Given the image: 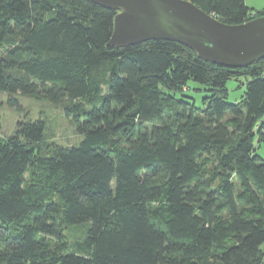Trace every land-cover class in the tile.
<instances>
[{
	"label": "trees",
	"instance_id": "trees-1",
	"mask_svg": "<svg viewBox=\"0 0 264 264\" xmlns=\"http://www.w3.org/2000/svg\"><path fill=\"white\" fill-rule=\"evenodd\" d=\"M186 1L228 25L264 16L245 0ZM115 14L0 0V106L50 103L78 137L48 141L40 117L0 133V264H264V59L229 68L173 41L113 47Z\"/></svg>",
	"mask_w": 264,
	"mask_h": 264
},
{
	"label": "water",
	"instance_id": "water-1",
	"mask_svg": "<svg viewBox=\"0 0 264 264\" xmlns=\"http://www.w3.org/2000/svg\"><path fill=\"white\" fill-rule=\"evenodd\" d=\"M88 1L116 11L108 41L113 47L173 41L205 61L229 68L264 59V16L228 25L186 0Z\"/></svg>",
	"mask_w": 264,
	"mask_h": 264
},
{
	"label": "rangeland",
	"instance_id": "rangeland-1",
	"mask_svg": "<svg viewBox=\"0 0 264 264\" xmlns=\"http://www.w3.org/2000/svg\"><path fill=\"white\" fill-rule=\"evenodd\" d=\"M249 7L256 10H262L264 8V0H245ZM240 83H245L243 77L239 79H232L226 83L228 90V103L238 102L245 91V86L242 85L239 88ZM190 89L186 88V93L190 97L194 98L196 106H199L202 98L206 95L204 87L195 82L189 84ZM199 89V91H196ZM6 94L0 95V100H5ZM22 111H17L15 108H9L5 104L0 106V133L1 135H9L14 131L15 122L20 119L29 118L30 120L38 119L39 117L44 119L46 122V129L44 134L49 138L48 141H55L60 144H73L77 140V135L70 122L64 117L61 110L44 101H37L33 98L26 96L16 97ZM257 146V143H255ZM256 154L264 159V144H261L257 148ZM261 251L264 253V243L260 246Z\"/></svg>",
	"mask_w": 264,
	"mask_h": 264
},
{
	"label": "crops",
	"instance_id": "crops-1",
	"mask_svg": "<svg viewBox=\"0 0 264 264\" xmlns=\"http://www.w3.org/2000/svg\"><path fill=\"white\" fill-rule=\"evenodd\" d=\"M246 2V1H245ZM247 5V4H246ZM248 6V5H247Z\"/></svg>",
	"mask_w": 264,
	"mask_h": 264
}]
</instances>
